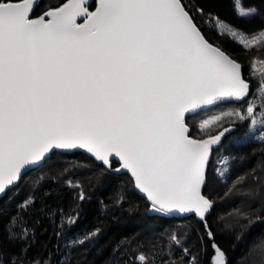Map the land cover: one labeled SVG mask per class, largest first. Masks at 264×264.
<instances>
[{
    "label": "snow or ice",
    "instance_id": "obj_1",
    "mask_svg": "<svg viewBox=\"0 0 264 264\" xmlns=\"http://www.w3.org/2000/svg\"><path fill=\"white\" fill-rule=\"evenodd\" d=\"M234 6L241 17L255 12ZM33 8L34 0H0V193L52 149L83 148L106 165L118 157L156 210L203 218L211 148L230 129L191 139L185 114L244 102L241 65L205 40L181 0H99L95 11L68 0L36 19ZM246 112L253 116L252 103ZM217 253L215 264H226Z\"/></svg>",
    "mask_w": 264,
    "mask_h": 264
},
{
    "label": "trees",
    "instance_id": "obj_2",
    "mask_svg": "<svg viewBox=\"0 0 264 264\" xmlns=\"http://www.w3.org/2000/svg\"><path fill=\"white\" fill-rule=\"evenodd\" d=\"M66 1L39 0L34 16ZM182 1L207 39L242 64L250 84L244 102L187 119L195 138L231 131L209 166L204 194L213 209L207 220L150 216V203L130 175L113 171L118 162L106 168L82 152H55L0 199V264H142L141 254L146 264H215L217 249L226 264H264V139L241 141L260 127L252 126L253 118L264 117V40L247 47L221 28L222 23L247 34L264 31V0H242L256 10L245 17L237 14L234 0ZM95 7L93 1L90 9ZM253 102L258 106L249 117ZM221 114L201 129L203 120Z\"/></svg>",
    "mask_w": 264,
    "mask_h": 264
},
{
    "label": "water",
    "instance_id": "obj_3",
    "mask_svg": "<svg viewBox=\"0 0 264 264\" xmlns=\"http://www.w3.org/2000/svg\"><path fill=\"white\" fill-rule=\"evenodd\" d=\"M93 1L96 2V7H97L98 4H99V0H86V6L89 7V11H95V9H96V7H95V9H93V10L90 9V5H91V3H92ZM181 2H182V4L184 5V3H183L182 0H181ZM67 3H68V0H67L65 3H63L61 6H59V7H57V8L50 9V10L58 9V8L64 6L65 4H67ZM38 5H39V0H34V8H33V11H32V13H31V18H33V19L39 18L40 16H42V15H44L45 13H47L48 11H50V10H48L47 12L43 13L42 15L34 16V12H35V10L37 9ZM184 6H185V5H184ZM185 10L188 11V10L186 9V7H185ZM188 13H189V15L191 16V18L193 19L191 13H190L189 11H188ZM45 18L47 19L48 17L45 16ZM77 22H78V23H83L84 20H83L82 17H80V18L77 19ZM193 22L196 24V22H195L194 19H193ZM196 25H197V24H196ZM197 27H198L199 31L201 32V34L203 35V37L205 38V40H206L209 44H211V45H212L213 47H215V48H218L220 51L224 52V54H225L226 56H228L229 59H231V60H233V61H235L236 63H238V64L241 65V74H242L243 78L245 79V77H244V73H243V67H242V64H241L239 61H237L236 59H234V58H233L231 55H229L227 52H225L222 48H220L219 46H217V45L211 43V42L207 39V37L205 36V34L203 33V31L200 29V27H199L198 25H197ZM245 80H246V79H245ZM246 82H248V81L246 80ZM248 83H249V82H248ZM249 86H250V84H249ZM231 102H238V101L231 100V101H226V102H220V103H217L215 106H218V105H221V104H226V103H231ZM215 106H207V110L210 109V108H213V107H215ZM202 111H206V110H203V109H197V110H195L196 113H199V112H202ZM190 116H193V114H191V113H186V114H185V122H186V124H187V126H188V129H189L188 134H189L190 138H191V139H195V140H201V139H207V138H209V136L206 137V138H195V137H193V136L191 135V127H190V125H189L188 122H187V119H188V117H190ZM230 132H231V131L226 132V133L224 134V136L222 137L221 141H220L217 145H213L212 148H211L210 159H209V163H208L207 170H206V180H205V183L203 184V186H202V188H201V194H202L205 198H207L208 200H210V199L204 194V188H205V184H206V182H207L208 170H209V166H210V163H211V160H212V157H213V153H214L215 150H217V149L223 144V142L225 141L227 135H228ZM217 134H218V133H217ZM217 134L210 135V136H215V135H217ZM55 152H60V153H65V154H72V153H75V152H82V153H84V154L90 156V157L93 158L96 162H98L99 164H102V165L105 166L106 168H112V166H113V162H115V161L118 162L119 165H118L117 167L113 168V171H114L115 173H117V174H129V175H130V177L133 179V181H134V183H135V187H136V189H137V190L140 192V194H142V196H144V197L147 199V201L150 203V208H149V211H148V214H149L150 216H164V217L177 216V217H181V218H186V217H188V216L194 215V216H196V218H197L198 220H200V221H206L207 218L209 217V215H210L211 212H212V209H213V202H212L211 200H210V201L212 202V206H211L209 212H208L203 218L200 217V216H199L198 214H196L195 212H180L178 209L158 211V210H156L155 208H153V206H152V201L148 198L147 194H146L145 192H143L142 189L138 188V186H137V184H136V181H135V177L132 175V173H131V171H130L129 169H125V168L123 167V163H122V161H121L118 157H115V156L110 157V158H109V165H106V164H104L103 162L99 161L97 158H95V156H94L92 153L88 152L87 149H83V148H74V149H52V150L47 154V158L45 159V161H44L42 164H44L48 159H50V158L52 157V155H53ZM42 164H40V165H42ZM40 165H30V166H26V168H25L24 170H22V173H21V176H20V178H19V180H18V183H16V184L13 185V186L8 187V188L6 189L5 192L0 193V199L6 197L7 194H8V192H9L10 190H12L13 188L17 187V186L21 183V181L23 180V178H24V177H25L30 171L36 169V168L39 167Z\"/></svg>",
    "mask_w": 264,
    "mask_h": 264
},
{
    "label": "rangeland",
    "instance_id": "obj_4",
    "mask_svg": "<svg viewBox=\"0 0 264 264\" xmlns=\"http://www.w3.org/2000/svg\"><path fill=\"white\" fill-rule=\"evenodd\" d=\"M244 7V6H243ZM245 9H254L255 8H246ZM256 11V10H255ZM221 28L226 30L228 33L232 34L233 37H235L238 41H240L242 44H244L247 47H251L258 43L259 41L264 40V31L253 33V34H247L243 31H240L238 29H235L234 27L228 25V24H222ZM252 106L254 107V111L256 107L258 106L257 103H253ZM255 113V112H254ZM223 117V114L218 115ZM264 121V117L261 118ZM256 121H261L260 117H255ZM259 123H252V126H258ZM260 127H258V130L250 131L246 136H244L241 141H244L248 139L249 137H253L254 139L262 140L264 139V125L261 123L259 124Z\"/></svg>",
    "mask_w": 264,
    "mask_h": 264
}]
</instances>
